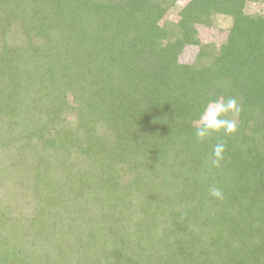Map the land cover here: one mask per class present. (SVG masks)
Wrapping results in <instances>:
<instances>
[{
  "label": "trees",
  "instance_id": "obj_1",
  "mask_svg": "<svg viewBox=\"0 0 264 264\" xmlns=\"http://www.w3.org/2000/svg\"><path fill=\"white\" fill-rule=\"evenodd\" d=\"M246 1L189 0L175 22L178 0H0V264H264V13ZM214 14L232 18L218 46L198 30ZM219 96L237 131L201 143Z\"/></svg>",
  "mask_w": 264,
  "mask_h": 264
},
{
  "label": "clouds",
  "instance_id": "obj_2",
  "mask_svg": "<svg viewBox=\"0 0 264 264\" xmlns=\"http://www.w3.org/2000/svg\"><path fill=\"white\" fill-rule=\"evenodd\" d=\"M242 111V105L238 103L235 97L210 99L203 110L199 113L194 122V137L197 141L203 143L209 140L213 134L223 133L224 136H231L236 133L239 123V117ZM226 142L223 138L217 140L213 145V150L208 158L210 168H220L225 159ZM209 195L218 199H224V193L221 188L211 185L208 188Z\"/></svg>",
  "mask_w": 264,
  "mask_h": 264
},
{
  "label": "rangeland",
  "instance_id": "obj_3",
  "mask_svg": "<svg viewBox=\"0 0 264 264\" xmlns=\"http://www.w3.org/2000/svg\"><path fill=\"white\" fill-rule=\"evenodd\" d=\"M189 0H178L175 7L167 12L164 20L177 21L179 19L178 10L180 4L184 5ZM244 10L248 14H258L264 13V0H247L245 2ZM214 19L212 26H201L198 27L199 35L204 42H210L215 45H220L223 43L229 33V29L232 26V18L229 16H224L220 14H214ZM198 51V46H188L182 53L180 59L185 63H190L194 60ZM71 97V94H69ZM7 202V200H6Z\"/></svg>",
  "mask_w": 264,
  "mask_h": 264
}]
</instances>
